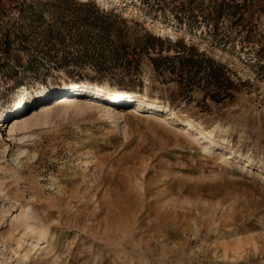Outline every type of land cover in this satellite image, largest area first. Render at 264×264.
<instances>
[{
    "label": "rangeland",
    "instance_id": "obj_1",
    "mask_svg": "<svg viewBox=\"0 0 264 264\" xmlns=\"http://www.w3.org/2000/svg\"><path fill=\"white\" fill-rule=\"evenodd\" d=\"M0 264H264V0H0Z\"/></svg>",
    "mask_w": 264,
    "mask_h": 264
},
{
    "label": "bare ground",
    "instance_id": "obj_2",
    "mask_svg": "<svg viewBox=\"0 0 264 264\" xmlns=\"http://www.w3.org/2000/svg\"><path fill=\"white\" fill-rule=\"evenodd\" d=\"M153 33L156 34H170V35H179L180 31L176 30V29H161V30H156L153 31ZM22 89H24V87H20ZM99 88L98 90H105L109 95V97H117V98H121V93H124V91H121L119 89H115V88H108V87H97ZM91 89V88H89ZM100 91V92H101ZM128 94H131L134 96L133 92H129ZM55 103H58L59 106L62 107H84V106H89L91 105L92 107H96L98 108L104 115L107 116H112V115H124V112H121L119 109H115V108H109L105 105H100V104H93L94 102H90L84 99H80L71 95H57L53 98ZM137 102L139 104H143L144 102L142 100L137 99ZM24 103V97L22 99H19L16 97L14 98V100L12 101V104L15 106V108H18L19 106H21ZM148 103V108H153L157 111H161L162 109L165 110V108L163 106H159L153 102H145ZM90 107V106H89ZM68 109V108H67ZM50 107L44 106L43 108L39 109L37 113H31L30 115L27 116L26 115H22L19 117H15L13 119V123L11 125H9L8 127V132L10 135H15L16 130H20L21 133L24 132V130L28 129L29 124L33 123V125H38L41 123H45V121L48 119L49 115H50ZM140 114H144V113H140ZM144 115H150V114H144ZM183 127L185 130H189V129H193L195 130L194 125L191 122H183ZM208 132V131H207ZM206 132V133H207ZM205 132H203L202 130H199L195 133L196 135V139L199 138H203L205 140H208V142H213L210 138H208ZM210 133V132H208ZM233 149V148H232ZM204 151H208V147H205L203 149ZM47 237H53V236H47L45 230H41L39 232V239L40 241H37L39 243H43L44 241H46ZM53 239L49 240L52 241Z\"/></svg>",
    "mask_w": 264,
    "mask_h": 264
},
{
    "label": "trees",
    "instance_id": "obj_3",
    "mask_svg": "<svg viewBox=\"0 0 264 264\" xmlns=\"http://www.w3.org/2000/svg\"><path fill=\"white\" fill-rule=\"evenodd\" d=\"M178 53H182V55H177L175 57H166L165 60H171V61H174V60H177V61H180L181 63H196L198 61L194 60L192 55H185V51L182 50V51H178ZM201 55V54H200ZM200 55H198L200 57ZM202 62H209V59H205V58H202L200 60V63Z\"/></svg>",
    "mask_w": 264,
    "mask_h": 264
}]
</instances>
